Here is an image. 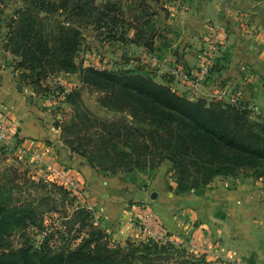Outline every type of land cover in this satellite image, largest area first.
Segmentation results:
<instances>
[{
	"label": "trees",
	"instance_id": "1",
	"mask_svg": "<svg viewBox=\"0 0 264 264\" xmlns=\"http://www.w3.org/2000/svg\"><path fill=\"white\" fill-rule=\"evenodd\" d=\"M19 1L5 47L16 57L21 80L44 96L50 76L79 72L84 87L101 94L100 104L121 114L106 119L92 113L79 88L65 95L72 112L56 125L64 143L92 166L152 175L169 159L176 190L198 193L217 176L264 175V115H255L249 104L190 99L169 82L156 81L157 71L144 64L129 67V62L125 70L114 71L78 63L89 27L108 40L126 39L120 0ZM140 35L133 42L152 50V34ZM10 176L0 183V264H195L185 248L171 242L115 243L62 185L39 179L34 184L45 193L15 201L6 195L18 186ZM45 211H63V243L51 245L53 234L39 246L27 239L15 247L12 237L40 227Z\"/></svg>",
	"mask_w": 264,
	"mask_h": 264
},
{
	"label": "crops",
	"instance_id": "2",
	"mask_svg": "<svg viewBox=\"0 0 264 264\" xmlns=\"http://www.w3.org/2000/svg\"><path fill=\"white\" fill-rule=\"evenodd\" d=\"M120 1L126 15L129 62L141 61L153 51L169 60L168 68L181 64L197 73L209 46V27H216L228 39L218 66L205 80L206 98L234 90L264 115V0ZM19 5V0L0 5V110L17 130L19 144L28 152L52 150L58 162L82 183L85 191L80 205L92 211L115 243L126 246L150 241L136 227V205L147 203L168 230L163 243L185 248L195 264H264V175L217 176L202 192H179L169 159L147 179L134 177L138 171H103L64 143L56 125L64 115L49 107L51 101L43 100L48 95L37 93L33 85L21 80L16 57L5 47L9 20ZM248 23L255 28L253 33L245 31ZM141 31L142 39L152 34V50L133 42ZM88 32L87 37L94 40L97 31L89 27ZM86 62L78 59V63ZM140 64L150 67L145 61ZM168 68L153 70L157 71L156 81L169 82L191 98L190 87ZM54 77L61 83L63 79L75 81L62 84L68 92L79 88L83 94L89 93L79 72ZM58 102L68 105L66 114L71 115L65 99Z\"/></svg>",
	"mask_w": 264,
	"mask_h": 264
},
{
	"label": "rangeland",
	"instance_id": "3",
	"mask_svg": "<svg viewBox=\"0 0 264 264\" xmlns=\"http://www.w3.org/2000/svg\"><path fill=\"white\" fill-rule=\"evenodd\" d=\"M88 30H85L87 36H89ZM97 34L94 40H91L86 36L84 43V50L80 53L78 59L87 60L85 66H93L99 69L105 68L114 71L125 70L126 64L129 63L128 60L129 57L127 56L129 42H126V39L108 40L104 38V35H99L98 31ZM96 48H99V51ZM145 55L143 56V58H140L141 61L130 62L129 67H131L134 64L138 65L142 63V61L149 63L148 54L146 57ZM136 58L139 57L136 56ZM145 65L149 67L148 64ZM63 81L65 83L75 82L74 80L69 81L68 79L65 80L63 79ZM64 82L61 83L59 79H56L54 75H52L44 83L45 86L48 87L49 89L47 88L48 89L47 92L44 93V95L45 94L48 95L47 98H43V100H45L46 102L51 101L49 102V104L51 105L53 104V106H49V107H56V110H58L59 113L64 115V117H62L61 120L70 118V113L68 114L69 116L66 114L68 113L66 112V108H68L67 107L68 105L65 106L62 105L60 102H58L60 101V99L63 98L65 99L66 97L65 95L68 93V91L65 92V89L62 86ZM72 87H74V85ZM175 90L177 89L175 88ZM177 91L180 92L179 90ZM42 92L40 94H42ZM89 93L86 94L84 93L83 97H84L85 105L92 113L104 117L106 119L121 116L119 112L111 111L110 109L105 108L100 104L99 102V99L101 97L100 93H95V92L93 93L89 92ZM180 93L182 94V92ZM183 95L186 94L183 93ZM190 99L193 100L203 99L207 102L217 101L216 99H214V95L210 98H206L205 94H201L199 96H195V98H190ZM250 107L253 108L254 114L257 115L258 114V112L256 111L257 108L255 106H250ZM0 147L5 148V151L0 150V172H1L0 183H5L7 180H9V175H11L10 178L16 176L14 182L15 185H18L12 188L11 192L7 193L6 195H11V197L15 199V201L17 200L26 201L39 194L45 193L46 191L45 188L39 189L37 185L34 184V182L37 183L39 177H41V175L43 174V172H41V167H40L41 164L32 160L29 154L23 155L21 158L20 154L16 151V149L12 145L0 144ZM15 170H17L18 173L17 175H15L14 172ZM3 175L5 179H1ZM133 176L134 177L141 176L147 179L148 178L150 179L152 177V175L146 173L141 174V172L140 174H134ZM9 184L10 186L12 185L10 182ZM8 188L10 189V187ZM71 197L73 198V195H71ZM80 202L82 203V198L81 200L77 198L76 204L78 205L80 204ZM69 211H71V208ZM42 215H43V221L40 227L31 226L27 229L25 236H22L21 233H18L14 237H12L15 247H20L23 244V242L27 239H29L30 243L33 242L35 245L39 246L41 243L46 242V240L50 238L53 234H54L53 238H51V240L49 241L51 245L57 247L58 245L63 243V241L60 239V233H59V231L65 230V228L63 227V218H62V216H64L63 211H49V212L45 211L43 212ZM172 264H176V263L175 262L173 263L172 261Z\"/></svg>",
	"mask_w": 264,
	"mask_h": 264
},
{
	"label": "built area",
	"instance_id": "4",
	"mask_svg": "<svg viewBox=\"0 0 264 264\" xmlns=\"http://www.w3.org/2000/svg\"><path fill=\"white\" fill-rule=\"evenodd\" d=\"M245 31L250 34L255 31V28L248 23L246 24ZM208 36L209 46L205 49L204 64L197 73H192L188 68L181 64L168 68L169 60L160 57L153 51H148L149 53L147 52L148 62L151 67L155 68L153 70L162 71L163 68H168L177 80L179 79L190 87L189 95L191 98L205 94L203 90L205 80L210 73L214 71L218 64V60L223 52L222 49L228 39L226 32L213 26L209 27ZM243 68L245 69V67ZM65 92L67 91L65 90ZM214 99L234 106H242L246 104L243 101L241 93L234 90H223L214 94ZM18 139L17 130L6 120V117H3L0 110V144L12 145L20 154L21 158L23 155L29 154L32 160L40 163L41 172H43V174L39 179H43L45 182L62 185L68 189L74 197L79 199L83 198L85 189L82 183L72 174V172L58 162V160L52 155V150L46 148L41 151L37 150L35 152H28L23 145L19 144ZM136 207L138 211L136 227L148 236L150 240L159 243L165 242L168 237V230L153 208L147 203H140L136 205Z\"/></svg>",
	"mask_w": 264,
	"mask_h": 264
}]
</instances>
